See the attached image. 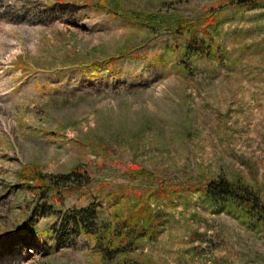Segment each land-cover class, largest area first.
<instances>
[{"label": "rangeland", "instance_id": "rangeland-1", "mask_svg": "<svg viewBox=\"0 0 264 264\" xmlns=\"http://www.w3.org/2000/svg\"><path fill=\"white\" fill-rule=\"evenodd\" d=\"M218 178L264 205V1L0 0V264H264ZM85 207L146 235L104 258Z\"/></svg>", "mask_w": 264, "mask_h": 264}, {"label": "trees", "instance_id": "trees-1", "mask_svg": "<svg viewBox=\"0 0 264 264\" xmlns=\"http://www.w3.org/2000/svg\"><path fill=\"white\" fill-rule=\"evenodd\" d=\"M258 1L264 0H238L242 5L255 6ZM194 42V41H192ZM193 48L197 47V42L192 43ZM197 49V48H195ZM83 180L76 171L68 175H61L56 179H51L50 185H46L52 190H56L60 185L67 183H77ZM86 181V180H85ZM87 183V182H85ZM203 198L211 203L216 212L222 211L227 206H234L251 227L259 225L264 228V205L258 196L242 186H234L223 178L210 180L201 191ZM64 223L73 227L74 232L81 231L86 236L94 239L92 251L100 253L104 258L113 259L117 255L129 253L136 247V242L146 235L147 229L137 227V223L125 219L122 222H102L98 219L94 207L71 209L64 215ZM20 230L13 235H20Z\"/></svg>", "mask_w": 264, "mask_h": 264}]
</instances>
